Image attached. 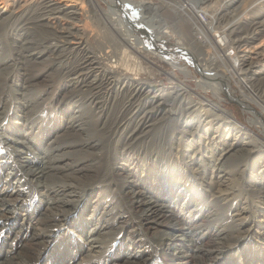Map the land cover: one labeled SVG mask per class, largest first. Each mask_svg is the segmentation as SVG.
I'll return each mask as SVG.
<instances>
[{"label": "bare ground", "instance_id": "obj_1", "mask_svg": "<svg viewBox=\"0 0 264 264\" xmlns=\"http://www.w3.org/2000/svg\"><path fill=\"white\" fill-rule=\"evenodd\" d=\"M62 1L0 0V223L30 196L25 186L38 198L13 239L26 243L18 254L9 248L0 264L45 256L49 264H81L80 256L107 257L103 264H264V247L241 263L234 257L249 239L264 246V95L245 91L264 71L256 66L247 69L253 80L243 77V49L231 38L240 0H226L233 10L225 27L219 11L198 7L207 0H89L105 28L154 68L150 58L189 74L174 54H193L182 24L198 48L214 46L242 88L236 95L232 72L193 54L199 83L216 100H196L183 83L165 87L128 74L116 44H89L90 29L76 22L83 5ZM252 29L261 39L264 20ZM47 62L62 79L58 93L53 80L41 79ZM225 99L253 116L247 125Z\"/></svg>", "mask_w": 264, "mask_h": 264}, {"label": "rangeland", "instance_id": "obj_2", "mask_svg": "<svg viewBox=\"0 0 264 264\" xmlns=\"http://www.w3.org/2000/svg\"><path fill=\"white\" fill-rule=\"evenodd\" d=\"M133 1L135 2V1H139V0H133ZM152 1L155 3H158V4L161 2L160 0H152ZM260 1H263V0H260ZM260 1L259 0H257V1L256 0L255 1L254 0H248V1H244V0L241 1L240 0L236 5L233 4L235 7L239 6V5H240V7L235 9L236 10L235 12L237 15L235 17L236 21H234V23L237 25H235L236 29H235V32H233V34H232L233 36H231V38L233 40L236 38L240 40V42H237V43L240 44L241 48L243 49L242 53H243L244 59H245V63H244L243 68H244V70L246 68V72H247L246 73L245 71L242 70V73H244L243 77L247 80L248 79L253 80V77L255 75V73H253V72L248 73L247 69L251 70L252 68L254 69L256 66H258L255 69H257L258 71H261V70L264 71V40H263L264 36L260 39L261 36L258 35V37H257V35L254 34L253 29H252V24L254 22L264 20V2L260 3ZM62 2L64 4H68V5L72 4L73 6H76L77 8H79L81 5H83L84 10L86 12L83 11L84 14L79 16V18L76 20V22L78 21L80 24H83V25L87 24V25H85V27H87L88 30L90 29L88 31V33H90V34H88V38H87L89 44L90 45L95 44L96 40H100V41L102 40L101 42L103 44H106L107 46L109 44H111L110 49H112V46H115V44H116L115 47H119V50H120V55H121L120 57L122 59H124V60H122L124 62V63H122V69L124 71L128 72V74H131L133 77L138 78L139 80H143V81L147 80V81H152V82L155 81V83H160V84H162V86H165V87H172V86L177 85L179 83H183L184 85H187L192 90V92H193L192 95L194 96V98L196 100L199 98L200 95H208L211 98H214V100H216L213 93H212V90L208 91L207 94L205 93L204 87H206V85H204V83H202L204 81V80L202 81V79H203L201 77L202 75L200 74L199 71H197V68L195 67L194 62L191 61L192 60L191 57L193 58L192 55L193 54L197 55V57L195 58V59H197V62L200 61L201 63L204 64V62L208 61L209 63L214 64L213 65L214 68L219 69L220 72H224L228 76H230L231 72L233 71L232 66L231 67L228 66V69H225L224 67H222V65H224V64L221 63L220 60L217 58V55L219 52L215 51L214 46L209 47L210 50L208 49V47L198 48L197 45H195L194 40L191 39V37H193L194 31L192 34V32H190L188 26L183 25V24H182V28L181 27L180 28L183 30V32L185 34L186 42L188 43L189 50L193 54H191V56L189 57V56H186V55L181 53L178 56V58H179V62H180L179 64L181 65V67L184 68L189 74H186L184 71H180L178 68H176V70H173L169 64H167L165 62L164 63L161 62L160 59H158V58H150L151 60L153 59V62L156 64V66L159 67V68H154L149 64V62L147 61L146 58L143 60L142 57L140 56L141 54L139 55L136 53V52H138L137 49H135L136 52L134 50H131L129 47L124 45L123 42H121V40L119 39L117 34H114V33L112 34V33H110L108 27L105 28V25L103 24V22L101 21L99 16H95V14L92 11V8H90V6H89L90 1L89 0H68V1H62ZM81 2H83V3H81ZM84 3H86V4H84ZM100 5L101 6H99V7H101V10L109 9V6L107 3H103L101 1ZM201 6L202 7L207 6V8H209V9H212V10L214 9L215 11H219V16H220L219 22H220L221 27H225L230 22V18H228V17H229V14L231 12L230 10H233V8H232V6H229L230 9H229V7L227 8V1L226 0H207L206 3L199 4L198 7H201ZM243 11L245 14L243 17L240 18V16H242L240 14H243ZM239 12H240V14H238ZM85 13H86V15H85ZM178 28H179V26L176 28V30H178ZM176 33H179V32L176 31ZM262 35H264V32ZM177 36H178V34L176 35V37ZM254 40H256V41H254ZM172 42L175 43L174 40ZM122 51H124V52H122ZM213 54L214 55L216 54L215 55L216 58L213 56ZM142 55H144V54L142 53ZM185 56H186V58H185ZM115 59H117V58L116 57L113 58V60H115ZM110 64L113 65L112 62H110ZM225 64H226V62H225ZM41 68L43 69L42 71L45 74V76L44 77L42 76L41 79L53 80L55 83V86L53 88L54 93H58L59 88H60L61 83H62V79L60 80L59 74L56 70V66L55 65L52 66L51 63L47 62V63L43 64V66L41 65ZM258 68H260V69H258ZM232 74L235 75L233 72H232ZM235 78H236V75L234 78H230V85H231L230 89L236 95H241L240 90L242 88L240 87V89H239V86H237ZM199 80L202 82L199 83ZM252 83H253V86L251 85ZM252 83L250 82L247 85V87L244 86L246 88L245 91L246 92H252V90H253V92L257 93L258 95L259 94L264 95V84H263L264 78L261 79V81H260V83H262V84L256 83V82L254 83L253 81H252ZM250 88H252V89H250ZM208 90H210V89H208ZM261 90H262V92H261ZM222 104L224 105V107L227 110L234 112L235 115L237 116V118L240 119L239 121H241L242 123H244L246 125L249 123L250 119L253 118V116H251L250 114H246L245 111H243V108L241 107V105L238 104L236 101L225 99L222 102ZM181 124H182V122H181ZM168 127H170L169 124L164 126V128H165V129L163 128L164 133L161 132L162 137L166 136V132L169 131ZM165 162H166V160L163 159L159 163H161L160 165H164ZM171 163H174V162H171ZM167 164H169L168 160H167ZM206 164L209 166V165L213 164V161H207ZM156 165H158V164H156ZM180 165L181 164L177 162L175 166H177L178 170H180V172H181V169L179 167ZM209 169H210V167H208V170H207L208 176H210V174H211V170H209ZM177 173L180 174L178 171H177ZM153 179H155V177H153L152 180ZM142 184L145 186L147 183H142ZM24 191L28 192V195H30V196H27L25 200H24V198H22L25 196H21V198L23 200H21L20 202L17 201L18 204L16 206L15 212L13 213V219H10L9 221H7L5 223H0V228H1L0 229V260L3 259V257L6 255L9 248L14 249L16 254H18L20 252V248H22L24 243H26L25 241H21L20 238H19V240H15V241L13 239L16 238V234L19 232V229H20L21 225L23 224L22 220L24 218V215L27 212H29V211L33 212L34 210H36L38 208V198L36 197V195L33 193L32 190H30V193H29V189H27V186H25L24 189L22 190V193L25 195ZM200 192H199V197L201 198V203H202L203 191L200 190ZM103 194H105L107 196V193H103ZM195 203H197V200L193 201V203L191 204V208L195 207V205H196ZM211 210L214 211L213 207L209 208V210H207L204 214H206L207 212H209ZM222 213L223 212H221V214H219L220 217H225L224 214H222ZM77 223H78V221H77ZM25 225L26 224H23V226H25ZM26 226H28V225H26ZM171 233L175 234V235L178 234L175 231H172ZM260 242H262V241H260L259 239L257 240L256 238L247 240L245 242L244 246L239 248L236 251V253L234 254V257H236V261H238L240 263L243 262L244 260H246L245 257L247 256V254L250 252L251 253L254 252L255 249L259 250V248H260V252H262L263 250H261V248H263L264 246L262 244H260ZM155 244H157L156 241H155ZM115 252L119 253L120 251L116 250ZM109 254H110V251H109L108 255ZM260 255L262 256V254H260ZM50 258H51L50 256H45V258L43 260H40V262H36V263H32V264H49ZM106 258L107 257H104V259H106ZM104 259L102 257L87 258L86 256H82V257L80 256V258H78L77 261L80 262L81 264H98L97 262H99L100 264H103ZM29 264H31V263L29 262Z\"/></svg>", "mask_w": 264, "mask_h": 264}, {"label": "built area", "instance_id": "obj_3", "mask_svg": "<svg viewBox=\"0 0 264 264\" xmlns=\"http://www.w3.org/2000/svg\"><path fill=\"white\" fill-rule=\"evenodd\" d=\"M262 2V1H261ZM169 9L172 11V7L171 6H169ZM144 14H147L148 15V11L146 10V12L144 13ZM199 16H200V18H201V20H205L206 19V17H207V15L206 14H203V13H199ZM173 40L175 41V37L173 38ZM172 40V41H173ZM174 46H175V44L173 43V42H171L170 44H167V45H165V47L167 48V49H169V50H171L172 48H174ZM173 51H171L170 53H172ZM175 54V56H176V58L178 59V62H179V58H178V56L181 54V52H175L174 53ZM180 63V62H179Z\"/></svg>", "mask_w": 264, "mask_h": 264}]
</instances>
